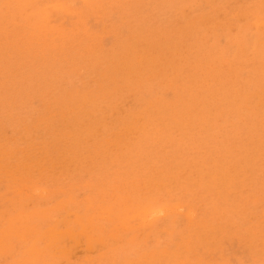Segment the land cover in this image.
I'll use <instances>...</instances> for the list:
<instances>
[{
	"label": "rangeland",
	"instance_id": "obj_1",
	"mask_svg": "<svg viewBox=\"0 0 264 264\" xmlns=\"http://www.w3.org/2000/svg\"><path fill=\"white\" fill-rule=\"evenodd\" d=\"M59 1L0 0V264H264V0Z\"/></svg>",
	"mask_w": 264,
	"mask_h": 264
},
{
	"label": "bare ground",
	"instance_id": "obj_2",
	"mask_svg": "<svg viewBox=\"0 0 264 264\" xmlns=\"http://www.w3.org/2000/svg\"><path fill=\"white\" fill-rule=\"evenodd\" d=\"M61 1H65V0H61ZM61 1H59V2H61ZM74 1H75V0H74ZM84 1H85V0H84ZM94 1H95V0H94ZM160 1H161V0H160ZM59 2H58V3H59ZM65 2H66V1H65ZM117 2H118V0H117ZM117 2H116V4H117ZM123 2H124V0H123ZM136 2H137V1H136ZM150 2H151V0H150ZM174 2H175V1H174ZM6 3H7V2H6ZM33 3H34V2H33ZM55 3H56V2H54V4H55ZM73 3H74V2H73ZM160 3H162V2H160ZM54 4H53V5H54ZM75 4H76V3H75ZM120 4H121V6H122V3H120ZM126 4H127V3H126ZM154 4H155V3H154ZM49 5H50V4H49ZM53 5H52V6H53ZM55 5H56V4H55ZM57 5H58V4H57ZM57 5H56V6H57ZM112 5H113V4H112ZM117 5H118V4H117ZM208 5H209V4H208ZM13 6H14V5H13ZM70 6H71V5H70ZM154 6H155V5H154ZM0 7H1V6H0ZM57 7H59V6H57ZM61 7H63V6H61ZM71 7H72V6H71ZM162 7H163V6H162ZM31 8H32V7H31ZM64 8H65V7H64ZM87 8H88V7H87ZM107 8H108V7H107ZM109 8H111V6H109ZM119 8H120V7H119ZM11 9H12V8H11ZM88 9H89V8H88ZM66 10H67V9H66ZM66 10H65V11H66ZM69 10H71V9H69ZM69 10H68V11H69ZM108 10H109V9H108ZM3 11H4V10H3ZM46 12H47V10H46ZM69 12H70V11H69ZM89 12H90V11H89ZM121 12H122V11H121ZM189 12H190V11H189ZM120 14H121V13H120ZM216 14H217V13H216ZM46 15H47V13H46ZM107 15H108V14H107ZM131 15H132V14H131ZM161 15H162V14H161ZM213 15H214V14H213ZM122 16H123V15H122ZM244 16H245V15H244ZM108 17H109V16H108ZM170 17H171V16H170ZM15 18H16V17H15ZM196 18H197V17H196ZM215 18H216V17H215ZM124 19H125V17H124ZM131 19H132V18H131ZM181 19H182V18H181ZM206 19H207V18H206ZM47 21H48V18H47ZM157 21H158V20H157ZM202 22H203V21H202ZM207 22H208V21H207ZM46 23H47V22H46ZM127 23H128V22H127ZM133 23H134V22H133ZM118 24H119V23H118ZM130 24H131V22H130ZM218 24H219V23H218ZM79 25H80V24H79ZM242 25H243V24H242ZM21 26H22V25H21ZM224 26H225V25H224ZM8 27H9V26H8ZM39 27H40V26H39ZM130 28H131V27H130ZM51 29H52V28H51ZM18 32H19V31H18ZM183 32H184V31H183ZM129 33H130V32H129ZM224 34H225V33H224ZM52 35H53V34H52ZM3 37H4V36H3ZM117 37H118V35H117ZM231 37H232V36H231ZM119 38H120V37H119ZM170 38H171V37H170ZM136 41H137V40H136ZM231 41H232V40H231ZM50 42H51V41H50ZM5 44H6V43H5ZM2 45H3V44H2ZM53 45H55V44H53ZM67 45H68V44H67ZM3 46H4V45H3ZM140 46H141V45H140ZM34 47H35V46H34ZM36 47H37V46H36ZM60 47H61V45H60ZM138 47H139V46H138ZM104 48H105V47H104ZM6 50H7V49H6ZM2 51H3V50H2ZM31 51H32V50H31ZM36 51H37V50H36ZM13 52H14V51H13ZM20 52H21V50H20ZM22 52H23V51H22ZM102 52H103V51H102ZM102 52H101V53H102ZM31 53H32V52H31ZM33 53H34V51H33ZM46 54H47V53H46ZM92 54H93V53H92ZM108 54H109V53H108ZM10 55H11V54H10ZM26 55H27V54H26ZM40 55H41V54H40ZM67 55H69V54H67ZM80 55H81V54H80ZM99 55H100V54H99ZM82 56H83V55H82ZM97 56H98V55H97ZM109 56H110V55H109ZM10 57H11V56H10ZM13 57H14V56H13ZM38 57H39V55H38ZM40 57H41V56H40ZM78 57H80V56H78ZM88 57H89V56H88ZM101 57H102V56H101ZM26 58H27V57H26ZM42 58H43V57H42ZM47 58H48V57H47ZM84 58H85V57H84ZM12 59H13V58H12ZM78 59H79V58H78ZM17 60H18V59H17ZM49 60H50V59H49ZM49 60H46V61H49ZM56 60H57V59H56ZM85 60H86V59H85ZM90 60H91V59H90ZM8 61H9V60H8ZM44 61H45V60H44ZM64 61H65V60H64ZM79 61H80V60H79ZM105 61H106V60H105ZM5 63H6V62H5ZM56 64H57V63H56ZM81 64H82V63H81ZM29 65H30V64H29ZM16 66H17V65H16ZM27 66H28V65H27ZM84 66H85V65H84ZM33 67H34V66H33ZM90 67H91V66H90ZM26 68H27V67H26ZM2 69H3V68H2ZM48 69H49V68H48ZM49 70H50V69H49ZM54 71H55V70H54ZM6 72H7V71H6ZM25 73H26V72H25ZM47 73H48V72H47ZM61 73H62V72H61ZM5 74H6V73H5ZM53 74H54V73H53ZM53 74H52V75H53ZM48 75H50V74H48ZM46 76H47V75H46ZM3 78H4V77H3ZM50 78H51V77H50ZM51 79H52V78H51ZM51 79H50V80H51ZM13 80H14V78H13ZM83 80H84V79H83ZM91 80H92V79H91ZM0 83H2V82H0ZM47 83H48V81H47ZM23 84H24V83H23ZM51 84H52V83H51ZM91 84H92V83H91ZM100 84H101V83H100ZM109 84H110V83H109ZM71 85H72V84H71ZM5 87H6V86H5ZM65 87H66V86H65ZM74 87H75V86H74ZM2 88H3V87H2ZM9 89H10V88H9ZM45 89H46V88H45ZM53 90H54V89H53ZM71 90H72V89H71ZM97 90H98V89H97ZM28 91H29V90H28ZM45 91H46V90H45ZM0 92H1V91H0ZM4 93H5V92H4ZM29 95H30V94H29ZM100 95H101V94H100ZM110 95H111V94H110ZM3 96H4V95H3ZM40 96H41V95H40ZM127 96H128V95H127ZM14 97H16V96H14ZM14 97H13V98H14ZM94 97H96V96H94ZM11 98H12V97H11ZM28 99H29V98H28ZM9 100H10V99H9ZM23 100H24V99H23ZM38 100H39V99H38ZM48 100H49V99H48ZM12 101H13V100H12ZM40 101H41V100H40ZM104 101H105V100H104ZM1 102H3V101H1ZM27 102H28V101H27ZM66 103H67V102H66ZM131 103H132V102H131ZM13 105H15V104H13ZM18 105H19V104H18ZM23 105H24V104H23ZM40 105H41V104H40ZM76 105H77V104H76ZM141 105H142V104H141ZM244 106H245V105H244ZM246 106H247V105H246ZM79 107H80V106H79ZM51 110H52V109H51ZM60 110H61V109H60ZM88 110H89V109H88ZM43 111H44V110H43ZM53 111H54V110H53ZM2 112H3V111H2ZM81 112H82V111H81ZM9 113H10V112H9ZM0 114H1V113H0ZM24 116H25V115H24ZM105 116H106V115H105ZM1 117H2V116H1ZM21 117H22V116H21ZM10 119H11V118H10ZM23 119H24V118H23ZM23 119H22V120H23ZM34 119H35V118H34ZM1 120H2V119H1ZM10 121H11V120H10ZM29 121H30V120H29ZM44 121H45V120H43L42 122H44ZM18 122H19V121H18ZM7 123H8V122H7ZM15 123H16V122H15ZM15 123H14V124H15ZM39 123H40V122H39ZM46 123H47V122H46ZM62 123H63V122H62ZM8 125H9V124H8ZM30 126H31V125H30ZM51 126H52V125H51ZM20 127H21V126H20ZM73 129H74V128H73ZM47 130H48V129H47ZM13 132H14V131H13ZM46 134H48V133H46ZM22 135H23V134H22ZM23 136H25V135H23ZM48 137H49V136H48ZM11 139H12V138H11ZM16 139H17V138H16ZM30 139H31V138H30ZM60 139H61V138H60ZM83 139H84V138H83ZM40 140H41V139H40ZM101 140H102V139H101ZM28 141H29V140H28ZM33 141H34V140H33ZM79 141H80V140H79ZM45 142H46V141H45ZM6 144H8V143H6ZM46 144H47V143H46ZM4 145H5V144H4ZM42 145H43V144H42ZM6 146H7V145H6ZM17 146H18V145H17ZM36 147H37V146H36ZM38 147H39V145H38ZM14 148H15V147H14ZM40 148H41V146H40ZM40 148H39V149H40ZM45 148H46V147H45ZM47 148H48V146H47ZM70 148H71V147H70ZM70 148H69V149H70ZM27 149H28V148H27ZM11 150H13V149L11 148ZM14 150H15V149H14ZM20 150H21V149H20ZM22 150H23V149H22ZM32 150H34V149H32ZM42 150H44V149H42ZM18 151H19V150H18ZM39 151H40V150H39ZM39 151H38V152H39ZM46 151H48V149H47ZM16 152H17V151H16ZM41 152H42V151H41ZM17 153H18V152H17ZM21 153H22V152H21ZM35 153H36V152H35ZM7 154H8V153H7ZM9 154H11V153H9ZM22 154H23V153H22ZM40 154H41V153H40ZM1 155H3V153H1ZM12 155H13V154H11V156H12ZM43 155H44V154H43ZM43 155H42V156H43ZM46 155H47V153H46ZM56 155H57V154H56ZM22 156H23V155H22ZM48 156H49V155H48ZM50 156H52V155H50ZM220 156H221V155H220ZM3 157H4V155H3ZM15 157H17V155H16ZM18 157L20 158L21 156H18ZM18 157H17V158H18ZM33 157H34V156H33ZM70 157H71V156H70ZM25 158H26V157H25ZM34 158H35V157H34ZM210 158H212V157H210ZM6 159H7V158H6ZM10 159H11V158H10ZM22 159H23V158H22ZM22 159H21V160H22ZM66 159H67V158H66ZM14 160H15V159H14ZM23 160H26V159H23ZM30 160H31V159H30ZM0 161H1V160H0ZM3 161H4V160H3ZM12 161H13V160H12ZM12 161H11V162H12ZM17 161H18V160H17ZM1 162H2V161H1ZM13 162H14V161H13ZM15 162H16V161H15ZM26 162H27V161H26ZM28 162H30V161H28ZM28 162H27V163H28ZM40 162H41V161H40ZM120 162H121V161H120ZM7 163H8V162H7ZM17 163H18V162H17ZM53 163H55V162H53ZM7 165H8V164H7ZM9 165H11V164H9ZM24 165H26V164H24ZM35 165H36V164H35ZM95 165H96V164H95ZM152 165H153V164H152ZM218 165H219V164H218ZM15 166H16V165H15ZM18 166H19V165H18ZM9 167H10V166H9ZM21 167H22V165H21ZM25 167H26V166H25ZM29 167H30V166H29ZM33 167H34V166H33ZM153 167H154V166H153ZM7 168H8V167H7ZM37 168H38V167H37ZM40 168H41V167H40ZM22 169H23V168H22ZM30 169H31V168H30ZM34 169H36V168H34ZM139 169H140V168H139ZM207 169H208V168H207ZM32 170H33V169H32ZM116 170H117V169H116ZM164 170H165V169H164ZM24 171H25V170H24ZM28 171H29V170H28ZM28 171H27V172H28ZM21 172H23V170H22ZM36 172H37V171H36ZM36 172H35V173H36ZM133 172H134V171H133ZM14 173H15V172H14ZM108 173H109V172H108ZM118 173H119V172H118ZM159 173H160V172H159ZM23 174H24V173H23ZM26 174H27V173H26ZM105 174H107V173H105ZM153 174H154V173H153ZM171 176H172V175H171ZM50 177H51V176H50ZM90 177H91V176H90ZM93 177H95V176H93ZM54 178H55V177H54ZM112 178H113V177H112ZM116 178H117V177H116ZM174 179H175V178H174ZM174 179H173V180H174ZM43 180H44V179H43ZM127 180H128V179H127ZM107 181H108V180H107ZM117 181H118V180H117ZM147 182H148V181H147ZM109 183H110V182H109ZM150 183H151V182H150ZM95 185H96V184H95ZM95 185H94V186H95ZM124 185H126V184H124ZM178 185H179V184H178ZM95 187H96V186H95ZM125 187H126V186H125ZM158 187H159V186H158ZM36 188H37V187H36ZM38 188H39V187H38ZM113 188H114V186H113ZM159 188H161V187H159ZM183 188H184V187H183ZM183 188H182V189H183ZM161 189H162V188H161ZM185 189H186V188H185ZM39 190H40V189H39ZM136 190H137V189H136ZM152 190H154V189H152ZM152 190H151V191H152ZM37 191H38V190H37ZM94 191H95V190H94ZM94 191H93V192H94ZM118 191L120 192V190H118ZM185 191H187V190H185ZM185 191H184V192H185ZM11 192H12V191H11ZM123 192H124V191H123ZM101 193H102V192H101ZM121 193H122V192H121ZM129 193H131V192H129ZM156 193H157V192H156ZM186 193H187V192H186ZM17 194H18V193H17ZM161 194H162V193H161ZM124 195H125V194H124ZM185 195H186V194H185ZM16 196H18V195H16ZM253 196H254V195H253ZM35 197H36V196H35ZM129 197H130V196H129ZM18 198H19V197H18ZM26 198H27V197H26ZM58 198H59V197H58ZM74 198H75V197H74ZM118 198H119V197H118ZM162 198H163V197H162ZM168 198H170V196H169ZM32 199H33V198H32ZM116 199H117V198H116ZM254 199H255V198H254ZM35 200H36V199H35ZM75 200H76V198H75ZM111 200H112V198H111ZM163 200H164V199H163ZM163 200H162V201H163ZM256 200H257V199H256ZM113 201H115V200H113ZM78 202H79V201H78ZM83 202H84V201H83ZM99 202H100V201H99ZM104 202H105V200H104ZM171 202H173V201H171ZM175 202H176V201H175ZM177 202H178V201H177ZM180 202H181V201H180ZM188 202H189V201H188ZM76 203H77V202H76ZM96 203H97V202H96ZM181 203H182V202H181ZM184 203H185V202H184ZM108 204H109V203H108ZM118 204H120V203H118ZM171 204H172V203H171ZM255 204H257V203H255ZM261 204H263V203H261ZM76 205H78V204H76ZM83 205H84V204H83ZM133 205H135V204H133ZM162 205H163V204H162ZM168 205H169V204H168ZM168 205H167V206H168ZM172 205H173V204H172ZM183 205H184V204H183ZM185 205H187V204H185ZM61 206H62V203H61ZM111 206H113V205H111ZM163 206H164V205H163ZM163 206H162V207H163ZM179 206H180V205H179ZM191 206H192V205H191ZM56 207H58V209H59V206H56ZM72 207H73V206H72ZM82 207H83V206H82ZM162 207H160V208L162 209V210L160 209L161 211H163V208H162ZM173 207H174V206H173ZM176 207H177V206H175V208H176ZM182 207H183V206H182ZM187 207H188V206H187ZM253 207H254V206H253ZM36 208H37V207H36ZM110 208H111V207H110ZM116 208H117V207H116ZM136 208H137V207H136ZM24 209H25V208H24ZM37 209H38V208H37ZM37 209H34V210L32 209V210L35 211V210H37ZM55 209H56V208H55ZM78 209H79V208H78ZM88 209H89V208H88ZM94 209H95V208H94ZM96 209H97V208H96ZM96 209H95V210H96ZM113 209H114V208H113ZM119 209H120V208H119ZM138 209H139V208H138ZM138 209H137V210H138ZM153 209H154V208H153ZM158 209H159V208H157V211H159ZM165 209H166V208H165ZM172 209H173V211H174V208H172ZM183 209H185V208H183ZM253 209H254V208H253ZM49 210H50V209H49ZM83 210H84V207H83ZM114 210H115V209H114ZM144 210H145V209H144ZM148 210H149V209H147L146 211H148ZM151 210H152V208H151ZM151 210H149V211H151ZM187 210H188V208H187ZM20 211H21V210H20ZM73 211H74V210H73ZM78 211H79V210H78ZM149 211H148V212H149ZM153 211H156V210H153ZM153 211H151V212L153 213ZM173 211H172V212H173ZM175 211H176V209H175ZM192 211H193V210H192ZM192 211H191V212L189 211V212L192 213ZM21 212H22V211H21ZM26 212H27V211H26ZM36 212H37V211H36ZM40 212H42V211H40ZM40 212H39V213H40ZM81 212H82V211H81ZM92 212H93V211H91V213H92ZM117 212H118V210H117ZM117 212H115L116 215L118 214ZM143 212H144V211H143ZM148 212H147V213H148ZM151 212H150V213H151ZM178 212H179V211H178ZM198 212H199V211H198ZM31 213H32V212H31ZM46 213H48V212L46 211ZM72 213H73V212H71V214H72ZM76 213H77V212H76ZM76 213H75V215H76ZM78 213H79V212H78ZM113 213H114V212H113ZM120 213H121V212H120ZM136 213H137V211H136ZM144 213H145V212H144ZM150 213H149V214H150ZM152 213H151V214H152ZM159 213H160V211H159ZM159 213H158V215H159ZM162 213H163V212H162ZM166 213H168V211H167ZM179 213H180V212H179ZM194 213H195V212H194ZM253 213H254V212H253ZM253 213H252V214H253ZM15 214L17 215V213H15ZM15 214H14V216H15ZM28 214H30V211L28 212ZM28 214H27V215H28ZM104 214H105V213H104ZM110 214H111V213H110ZM122 214H123V213H122ZM122 214H121V215H122ZM132 214H133V213H132ZM138 214H139V210H138L137 215H138ZM140 214H141V213H140ZM145 214H146V213H145ZM156 214H157V212H156ZM196 214H197V213H196ZM249 214H250V213H249ZM41 215H42V214H41ZM96 215H97V214H96ZM108 215H109V214H108ZM130 215H131V214H130ZM142 215H143V213H142ZM160 215H161V214H160ZM164 215H165V214H164ZM180 215H181V214H180ZM192 215H193V214H192ZM259 215H260V214H259ZM10 216H11V215H10ZM39 216H40V215H39ZM47 216H48V215H47ZM47 216H46V217H47ZM83 216H84V215H83ZM93 216H94V215H93ZM111 216H112V215H111ZM133 216H134V215H133ZM135 216H136V215H135ZM140 216H141V215H140ZM143 216H144V215H143ZM153 216H154V217H153V219H154L156 215H153ZM253 216H254V215H253ZM22 217H23V216H22ZM24 217H25V216H24ZM84 217H85V216H84ZM86 217H87V216H86ZM88 217H89V216H88ZM121 217H122V216H121ZM146 217L148 218V216H146ZM149 217H150V215H149ZM151 217H152V216H151ZM156 217H157V216H156ZM192 217H193V216H192ZM12 218H13V217H12ZM19 218H20V217H19ZM48 218H49V217H48ZM74 218H75V217H74ZM78 218H79V217H78ZM103 218H104V217H103ZM106 218H107V217H106ZM111 218H113V217H110V220L112 221ZM117 218H118V217H117ZM133 218H134V217H133ZM165 218H166V217H165ZM168 218H169V217H168ZM184 218H185V217H184ZM194 218H196L195 215H194ZM21 219H22V218H21ZM75 219H76V221H78L77 218H75ZM79 219H80V218H79ZM96 219H98V218H96ZM114 219H115V217H114ZM114 219H113V221H114ZM140 219H141V217H139V220H140ZM148 219H149V218H148ZM153 219H152V220H153ZM232 219H233V218H232ZM244 219H245V218H244ZM244 219H243V221H244ZM8 220H9V219H8ZM17 220H18V219H17ZM19 220H20V219H19ZM88 220H89V218H88ZM119 220H120V219H119ZM119 220H118V221H119ZM124 220H125V219H124ZM132 220H133V219H132ZM150 220H151V219H150ZM152 220H151V221H152ZM159 220H161V218H160ZM167 220H168V219H167ZM171 220H172V219H171ZM198 220H199V218H198ZM240 220H241V219H240ZM260 220H261V219H260ZM260 220H259V221H260ZM0 221H1V220H0ZM10 221H11V220H10ZM10 221H9V222H10ZM23 221H24V220H23ZM91 221H92V219H91ZM113 221H112V223H113ZM120 221H121V220H120ZM120 221H119V222H120ZM122 221H123V220H122ZM145 221H146V220H145ZM162 221H163V220H162ZM194 221H195V219L193 220V222H194ZM199 221H200V220H199ZM199 221H197V224L201 222V221H200V222H199ZM256 221H257V220H256ZM18 222H19V221H18ZM21 222H22V221H21ZM87 222H88V221H87ZM115 222H117V221H115ZM115 222H114V223H115ZM123 222H124V221H123ZM138 222H139V221H138ZM142 222H143V221H142ZM148 222H149V220H148ZM175 222H178L177 219H175ZM238 222H239V221H238ZM7 223H8V222H7ZM19 223H20V222H19ZM23 223H24V222H23ZM89 223H90V222H89ZM114 223H113V224H114ZM129 223H131V222L129 221ZM146 223H147V221H146ZM187 223H188V222H187ZM9 224H11V223H9ZM15 224L18 225V223H15ZM60 224H61V223H60ZM110 224H111V223H110ZM115 224H116V223H115ZM143 224H144V223H143ZM191 224H193V223H191ZM11 225H13V224H11ZM21 225H23V224H21ZM30 225H31V223H30ZM91 225H92V224H91ZM136 225H137V224H136ZM138 225H140V224H138ZM145 225H146V224H145ZM199 225H201V223H200ZM0 226H1V225H0ZM9 226H10V225H9ZM18 226H19V225H18ZM92 226H93V225H92ZM188 226H189V225H188ZM191 226H193V225H191ZM191 226H190V227H191ZM11 227L13 228V226H11ZM20 227H21V226H20ZM34 227H35V226H34ZM101 227H102V226H101ZM101 227H100V228H101ZM110 227H111V226H110ZM119 227H120V226H119ZM123 227H124V226H123ZM129 227H130V226H129ZM129 227H127V228L129 229ZM198 227H199V226H198ZM204 227H205V226H204ZM24 228H25V227H24ZM29 228H30V227H29ZM49 228H50V227H48L47 230H48ZM51 228H52V231H51V232H53V227H51ZM104 228H108V227L104 226ZM127 228H125V229H127ZM252 228H253V226H252ZM258 228H259V227H258ZM16 229H17V228H16ZM58 229H59V228H58ZM66 229H67V228H66ZM130 229H131V228H130ZM157 229H158V228H157ZM159 229H162V228H159ZM253 229H254V228H253ZM6 230H8V229H6ZM19 230H21V229H19ZM22 230H23V229H22ZM24 230H25V229H24ZM60 230H61V229H60ZM100 230H101V229H100ZM149 230H150V229H149ZM254 230H255V229H254ZM254 230H252V231H254ZM9 231H10V230H9ZM9 231H8V232H9ZM56 231H57V229H56ZM58 231H59V230H58ZM62 231H63V230H62ZM71 231H72V230H70V232H71ZM104 231H105V230H104ZM104 231H103V232H104ZM116 231H117V230H116ZM172 231H173V229H172ZM181 231H183V230H181ZM250 231H251V230H250ZM255 231H256V230H255ZM255 231H254V232H255ZM15 232H16V231H15ZM21 232H22V231H21ZM28 232H29V231H27V234H28ZM34 232H36V231H34ZM37 232H39V231L37 230ZM46 232H47V231H46ZM48 232L50 233V231H48ZM54 232H55V231H54ZM60 232H61V231H60ZM64 232H65V230H64ZM64 232H63V233H64ZM67 232L69 233V230H68ZM72 232H74V231H72ZM256 232H257V231H256ZM259 232H260V231H259ZM2 233H3V232H2ZM12 233H13V232H12ZM25 233H26V231H25ZM30 233H31V231H30ZM56 233H57V232H56ZM104 233H105V232H104ZM171 233H172V232H171ZM180 233H181V232H180ZM193 233H194V232H193ZM257 233H258V232H257ZM13 234H14V233H13ZM16 234H18V233H16ZM16 234H15V235H16ZM21 234H22V233H21ZM50 234H51V233H50ZM50 234H49V235H50ZM54 234H55V233H54ZM58 234H59V232H58ZM71 234H72V233H70V235H71ZM87 234H88V233H87ZM188 234H189V233H188ZM196 234H197V232H196ZM254 234H256V233H254ZM43 235H44V234H43ZM59 235H60V234H59ZM61 235H62V234H61ZM64 235H65V234H64ZM70 235H69V236H70ZM95 235H96V234H95ZM179 235H180V234H179ZM23 236H24V235H23ZM41 236H42V235H41ZM47 236H48V235H46V237H47ZM53 236H54V235H53ZM98 236L100 237V235H98ZM108 236H109V235H108ZM173 236H174V234H173ZM175 236H176V235H175ZM182 236H185V237H186V235H182ZM182 236H181V237H182ZM242 236H243V235H242ZM242 236H240V238H241ZM5 237H6V236H5ZM15 237H16V236H15ZM48 237H49V236H48ZM71 237H72V236H71ZM120 237H121V236H120ZM131 237H132V236H131ZM133 237H134V236H133ZM185 237H184V239H185ZM217 237H218V236H217ZM217 237H216V238H217ZM44 238H45V236H44ZM182 238H183V237H182ZM182 238H181V239H182ZM205 238H206V237H205ZM205 238H204V239H205ZM3 239H4V238H3ZM121 239H122V238H121ZM147 239H148V238H147ZM172 239H173V237H172ZM181 239H180V240H181ZM184 239H183V241H184ZM243 239H244V238H243ZM247 239H248V238H247ZM251 239H252V238H251ZM258 239H259V237H258ZM5 240H6V239H5ZM188 240H189V238H187V241H188ZM0 241H1V240H0ZM172 241H173V240H172ZM183 241H182V242H183ZM185 241H186V240H185ZM212 241H214V240H212ZM229 241H230V240H229ZM241 241H242V240H241ZM166 242H168V241H166ZM173 242H174V241H173ZM173 242H172V243H173ZM244 242L246 243V241H244ZM1 243H3V242L1 241ZM119 243H120V242H119ZM160 243H161V242H160ZM169 243H170V242H169ZM172 243H171V244H172ZM190 243H191V241H190ZM200 243H201V242H200ZM223 243H225V242L223 241ZM239 243H240V242H239ZM247 243H248V242H247ZM185 244H186V243H185ZM185 244H183V245H185ZM197 244H198V243H197ZM213 244H214V242H213ZM161 245H162V244H161ZM179 245H180V244H179ZM186 245H187V244H186ZM186 245H185V246H186ZM190 245H191V244H190ZM198 245H199V244H198ZM262 245H263V244H262ZM4 246H5V245H4ZM11 246H12V244H11ZM77 246H80V245H77ZM205 246H206V245H205ZM210 246H212V245H210ZM210 246H209V248H210ZM214 246H215V245H214ZM223 246H225V245H223ZM249 246H250V245H249ZM111 247H112V246H111ZM164 247L167 248L166 246H164ZM199 247H200V246H199ZM206 247H207V246H206ZM261 247H262V246H261ZM107 248H108V247H107ZM109 248H110V247H109ZM160 248H161V247H160ZM162 248H163V247H162ZM175 248H176V247H175ZM181 248H182V247H181ZM183 248H184V247H183ZM213 248H214V247H213ZM258 248H260V247L258 246ZM33 249H34V247H33ZM112 249H113V248H112ZM167 249H168V248H167ZM170 249H171V247H170ZM178 249H179V248H178ZM190 249H192V248H190ZM215 249H216V248H215ZM226 249H227V248H226ZM145 250H146V249H145ZM153 250H154V249H153ZM188 250H189V249H188ZM198 250H199V249H198ZM210 250H211V248H210ZM230 250H231V249H230ZM113 251H115V250H113ZM113 251H112V252H113ZM146 251H148V250H146ZM149 251H150V250H149ZM169 251H170V250H169ZM169 251H168V252H169ZM186 251H187V250H186ZM223 251H224V249H223ZM250 251H251V250H250ZM53 252H54V251H53ZM78 252H79V251H78ZM96 252H97V251H96ZM112 252H111V253H112ZM152 252H157V251L155 250V251H152ZM166 252H167V251H166ZM187 252H188V251H187ZM60 253H62V252H60ZM114 253H115V252H114ZM145 253H146V252H145ZM147 253H148V252H147ZM197 253H198V252H197ZM199 253H200V252H199ZM150 254H151V253H150ZM150 254H149V255H150ZM180 254H181V253H180ZM191 254H192V253H191ZM220 254H221V253H220ZM252 254H253V253H252ZM61 255H62V254H61ZM109 255H110V253H109ZM111 255H113V253H112ZM142 255H143V254H142ZM161 255H162V254H161ZM227 255H228V254H227ZM12 256H13V254H12ZM33 256H34V255H33ZM115 256H116V255H115ZM145 256H147V255H145ZM173 256H174V255H173ZM179 256H180V255H179ZM263 256H264V255H263ZM103 257H104V256H103ZM142 257H143V256H142ZM27 258H28V260H30V258H29L28 256H27ZM35 258H36V257H35ZM106 258H108V256H106ZM38 259H39V258H38ZM89 259H90V257H89ZM144 259H146V258H144ZM144 259H143V260H144ZM176 259H177V258H176ZM238 259H239V258H238ZM94 260H95V259H94ZM239 260H240V259H239ZM252 260H254V259H252ZM256 260H258V258H257ZM102 261H103V260H102ZM139 261H142V260H139ZM171 261H173V260H171ZM182 261H183V260H182ZM240 261H241V260H240ZM258 261H259V260H258ZM258 261H257V262H258ZM61 262H62V261H61ZM116 262H117V261H116ZM116 262H115V263H116ZM132 262H133V261H132ZM161 262H162V261H161ZM161 262H160V263H161ZM238 262H239V261H238ZM83 263H84V261H82V264H83ZM93 263H94V262H93ZM103 263H104V262H102V264H103ZM105 263H106V262H105ZM111 263H112V262H111ZM113 263H114V262H113ZM115 263H114V264H115ZM141 263H142V262H141ZM160 263H158V264H160ZM173 263H175V262H173ZM221 263H222V262H221ZM240 263H241V262H240ZM243 263H245V262H243ZM247 263H248V262H247ZM259 263H260V262H259ZM1 264H2V263H1ZM16 264H17V263H16ZM45 264H46V263H45ZM78 264H79V263H78ZM85 264H86V263H85ZM90 264H92V263H90ZM128 264H129V263H128ZM155 264H156V263H155Z\"/></svg>",
	"mask_w": 264,
	"mask_h": 264
}]
</instances>
